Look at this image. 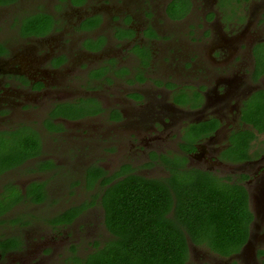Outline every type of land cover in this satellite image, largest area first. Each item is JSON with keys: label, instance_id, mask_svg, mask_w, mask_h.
<instances>
[{"label": "flooded vegetation", "instance_id": "1", "mask_svg": "<svg viewBox=\"0 0 264 264\" xmlns=\"http://www.w3.org/2000/svg\"><path fill=\"white\" fill-rule=\"evenodd\" d=\"M42 1L0 0V264H82L113 236L104 190L171 171L242 189L251 213L237 252L188 241L187 264H264V0H145L78 27L53 12L84 0Z\"/></svg>", "mask_w": 264, "mask_h": 264}, {"label": "trees", "instance_id": "2", "mask_svg": "<svg viewBox=\"0 0 264 264\" xmlns=\"http://www.w3.org/2000/svg\"><path fill=\"white\" fill-rule=\"evenodd\" d=\"M209 174L148 179L129 175L104 190V224L113 234L82 264H187L188 241L219 256L248 238L242 189L224 192Z\"/></svg>", "mask_w": 264, "mask_h": 264}, {"label": "rangeland", "instance_id": "3", "mask_svg": "<svg viewBox=\"0 0 264 264\" xmlns=\"http://www.w3.org/2000/svg\"><path fill=\"white\" fill-rule=\"evenodd\" d=\"M24 1L25 3L21 4L20 14L17 13L14 17H17L25 12L27 13L33 9L34 0H24ZM48 2L50 1L43 0L42 3H39L38 5L41 8H43L46 12H52V9L54 8V6L59 4L58 0H52L53 4L51 6H47ZM84 2H85L84 6H81L79 8L66 7V8H63V10H65L63 14L62 12H59V14L58 12H53V14L54 16L59 18V22H64V23L68 22V23H71L68 26L78 27V25L82 22V20H80L79 18L85 17L87 14L94 13L95 15L101 18L100 21L102 22L101 24L102 26L103 24H109L111 22L110 21L111 17H114V18L123 17L124 18L127 16V14L139 16L140 11L145 7L144 6L145 0L144 1L143 0H84ZM152 6L153 5L151 4L150 7L152 8ZM162 8H163V5L161 4L157 5V8L154 9L155 14L157 13L159 9L161 10ZM135 24L137 23L135 22ZM108 28H109V25H107L104 28L100 27L95 31L92 30L93 32L89 33L87 36L89 38H94V37L98 39L102 38V40L104 39L105 41H108V36H107ZM77 38L79 39L78 36H75L74 40H76ZM181 42L185 43V39H182ZM168 44L172 45V44H176V42L168 43ZM165 45L166 44H164L163 47H165ZM22 55L26 58L32 57L30 52L22 53ZM97 55H92V57H89L87 55H80L81 63L84 64V66H86L87 64H91L92 67H95V66L103 67L104 65L107 64V62L110 59H113L117 56V51L114 46L113 47L108 46L103 52H101V54H97ZM36 128L41 129L40 126H37ZM193 260L190 261L188 264L198 263V260H195V261Z\"/></svg>", "mask_w": 264, "mask_h": 264}]
</instances>
